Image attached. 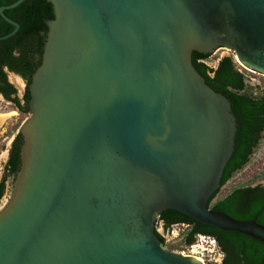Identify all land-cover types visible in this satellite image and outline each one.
Listing matches in <instances>:
<instances>
[{
    "label": "water",
    "instance_id": "1",
    "mask_svg": "<svg viewBox=\"0 0 264 264\" xmlns=\"http://www.w3.org/2000/svg\"><path fill=\"white\" fill-rule=\"evenodd\" d=\"M26 0L0 8L4 14ZM54 10L0 208V264H203L166 249L196 222L223 264H264V186L209 203L264 119L230 59L264 74V0H47ZM1 124V123H0Z\"/></svg>",
    "mask_w": 264,
    "mask_h": 264
},
{
    "label": "trees",
    "instance_id": "2",
    "mask_svg": "<svg viewBox=\"0 0 264 264\" xmlns=\"http://www.w3.org/2000/svg\"><path fill=\"white\" fill-rule=\"evenodd\" d=\"M6 1L7 0H0V4H3ZM15 1L17 0H8L7 2H15ZM28 1L34 2V6L31 8H27V10L29 11L28 16L20 21V29L18 30V32L11 38L4 40V41H0V45H1L0 70L4 64H8L10 66V69L22 75L28 81V84H30L32 80V76L34 72L36 71V69L38 68L40 61L42 59L43 46H44L47 32H48V26L43 17H45L48 21L53 19L54 10H53L52 4L49 3L47 0H27L22 5H26ZM13 30H14L13 26L5 22L4 23L2 22L0 25V36L7 35ZM14 51H16L18 55H15L13 53ZM210 56L211 55L204 57V58H199L196 61L205 66V69L211 80H214L216 72L219 68V65L222 59L228 57L230 59L232 69L240 75L242 82H243V87L241 89H236L231 86H227L226 90L230 94H233L235 96H238V97L250 100V101L264 100V96L260 98H255L246 91L247 84H246L244 74L237 70L232 57L230 56L223 57L219 61L217 67L213 68L206 63V61H208ZM29 101H30V93H29V89H27L24 102L17 99L16 107L22 113H28L29 112ZM260 117L264 119V113L260 114ZM263 132H264V125L262 127V130L258 138L256 139L254 143L253 148L251 149L245 161L237 169L230 172V177L222 184V187L226 185V183L233 177V175L237 171L241 170L249 162L250 157L252 156L254 149L257 147ZM17 136L12 143V149H11L9 159L5 167V175L0 181V202L3 200L6 194L7 182L10 178H12L13 157H14V150H15ZM263 186L264 185H256V186H248L244 188L235 189L229 195H227L223 199L218 200L214 203V200L216 199L217 195L219 194L221 190L220 189L210 201L209 208L211 210L214 209L220 202H222L224 199L229 197L231 194L237 192L238 190L254 189V188H259ZM158 223H162L164 231H170L173 225L178 224V223L188 224L189 230L184 239V243L186 247L194 245L197 242V237L199 235H207V234L196 232L193 234L192 241L188 242L187 239L189 238L190 234L194 232L195 227H196V222H167L164 220V218L161 215L158 220ZM156 233L158 237L160 238V240L162 241V243L166 245V239L164 238L162 234L158 232L157 227H156Z\"/></svg>",
    "mask_w": 264,
    "mask_h": 264
},
{
    "label": "rangeland",
    "instance_id": "3",
    "mask_svg": "<svg viewBox=\"0 0 264 264\" xmlns=\"http://www.w3.org/2000/svg\"><path fill=\"white\" fill-rule=\"evenodd\" d=\"M226 56L232 57L237 70L244 74L247 84L246 91L255 98L264 96V74L245 67L230 50L226 48L218 49L215 53L211 54L206 63L216 68L219 61ZM12 79L19 89L23 88L21 80L17 78ZM29 117V113H22L12 105L3 102L0 103V181L5 175V167L8 161L10 147L18 135L21 125ZM256 185H264V132L249 162L241 170L237 171L226 185L221 188L214 203L223 199L235 189ZM11 189L12 178L7 182V191L3 200L0 202V208H2L8 199ZM157 228L165 236L166 249L177 253H188V249H190L191 246L186 247L184 239L188 233L189 226L180 225L179 227H172L168 232L164 231L162 224L159 223ZM198 240L199 238L197 237V242L194 245L198 244ZM204 248L208 247L204 245ZM196 250L198 251L196 256L202 258L206 264H208L207 262L210 259V264H220L221 256L218 248L214 252H203L204 250H201V248H197Z\"/></svg>",
    "mask_w": 264,
    "mask_h": 264
},
{
    "label": "flooded vegetation",
    "instance_id": "4",
    "mask_svg": "<svg viewBox=\"0 0 264 264\" xmlns=\"http://www.w3.org/2000/svg\"><path fill=\"white\" fill-rule=\"evenodd\" d=\"M7 1L4 2L3 4H0V8L9 6V5L16 2V1L15 2H7ZM26 1H24V2H26ZM22 4H20L19 6L13 8V9H5L3 11L7 17H9L11 20L19 23V25H20V21L28 16L29 11L27 10V8L33 7L34 2L28 1L26 5H22ZM43 18L45 19V21L47 23L48 20L45 17H43ZM2 22L3 23L5 22V23L11 25L2 17V15L0 13V25ZM11 26H13V25H11ZM14 29H15V27H14ZM2 41H4V40H2ZM0 48H1V45H0ZM13 53L15 55H18L16 53V51H14ZM12 78H15V79L17 78V79L21 80L23 88L19 89ZM29 85L30 84H28V81L22 75L13 71L12 69H10V66L8 64H4L0 70V103L3 102L6 104H9V105H12L16 109H18L16 107V100L18 99V100L24 102L26 90L29 89ZM28 113L30 114V108H29ZM11 149H12V145H11L10 150H9V155H10ZM8 159H9V156H8ZM204 236L214 238L211 235H204ZM216 242H217V240H216ZM217 248H218V251H219L220 256H221L220 264H223L224 260L226 259V255L219 248L218 242H217ZM208 264H210V263L208 262Z\"/></svg>",
    "mask_w": 264,
    "mask_h": 264
},
{
    "label": "built area",
    "instance_id": "5",
    "mask_svg": "<svg viewBox=\"0 0 264 264\" xmlns=\"http://www.w3.org/2000/svg\"><path fill=\"white\" fill-rule=\"evenodd\" d=\"M158 224L159 223H157V226H158ZM180 225L181 226H189L188 224H185V223H178V224L173 225V227H179ZM158 232L164 236V234L162 232H160L159 230H158ZM164 238H165V236H164ZM198 238H199L198 244L191 246V248L188 249V253L187 254L185 252H183L182 254H184L186 256L196 257L200 261H202L203 264H206L205 261L202 258L196 256V253H198V251L196 249L197 248H201V250H204L203 252H206V251L214 252L217 249V242H216V240L214 238L207 237V236H204V235H199ZM204 245H206L208 248H204ZM208 262L210 263L211 259L208 260Z\"/></svg>",
    "mask_w": 264,
    "mask_h": 264
}]
</instances>
